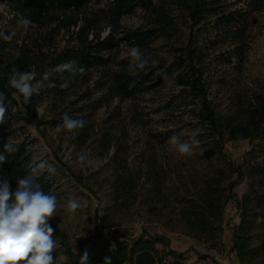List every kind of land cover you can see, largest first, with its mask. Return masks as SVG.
Wrapping results in <instances>:
<instances>
[{
  "label": "trees",
  "instance_id": "16d2710c",
  "mask_svg": "<svg viewBox=\"0 0 264 264\" xmlns=\"http://www.w3.org/2000/svg\"><path fill=\"white\" fill-rule=\"evenodd\" d=\"M8 1L14 13L10 26L3 29L6 33L15 27L17 14L40 25V28L29 29L27 34L17 32L10 42L0 39V91L5 92L11 101L6 121L0 124V152L7 157L0 175L7 176L12 180V187H15V178L28 174L35 167L31 165L30 142L27 139L14 142L17 123L21 120L25 125L33 124L38 129L40 125L49 124L55 129L62 123L64 115L84 119L85 126L75 130H82L84 136L80 137L85 140L90 135L86 126L95 111L111 105L115 99L125 100L141 95L153 86L149 84L152 83V71L148 66L138 70L135 75L129 74L128 58L117 60L111 52L118 49L122 40L132 46H139L141 50L147 48L159 37V31L175 28V19L156 6L154 0H113L106 4V9L92 11L84 8L93 0ZM164 1L182 8L189 21L183 50L188 69L179 72L176 77L181 85L187 86L199 99L200 110L196 117L199 129L208 139L204 144L223 159L222 163H206L199 187L194 184L192 193L177 197L173 213L189 236L204 242H218L224 231V209L236 196L234 186L247 178V190L235 200L239 209V223L231 228V249L239 264H264V147L261 161H257L253 151L248 152L241 163L231 161L223 152V145L227 141L248 140L253 144L256 139H264V89L261 94L249 99L233 95L227 111L219 113L214 101L208 98L213 78L208 79L204 75L205 56L198 46V40L205 35L209 38L206 41L208 49L233 45L228 53L239 54L249 23L248 15L264 10V0H245L244 8L234 9V4H228L226 0ZM135 6H141L144 14L150 16L152 26L120 30L121 17ZM46 21L49 22L48 27ZM104 22L109 29L105 35H101ZM71 27L76 29L70 30ZM61 29H66L67 45L55 54L50 51V45ZM69 60L74 61L77 67L85 68V71L54 74L56 86L34 95L28 103H24L19 95H16V100L12 94L14 90L8 87L14 67L30 70L33 66L39 78L47 68ZM65 82L69 86L62 88ZM43 98L48 100L47 120H42L37 111ZM5 142L14 144L16 151L5 152ZM111 142L112 136L107 130L102 134L101 145L108 149ZM59 164L64 167L62 162ZM157 176L152 175L154 178ZM42 179L38 176V182L45 189ZM121 182L127 188L130 186L128 189L134 188L132 174H128ZM141 184H148V179ZM99 223L102 228L109 230V235L103 237L101 231L97 230L85 238L80 253H73L64 233L51 224L63 246V253L67 255V260H71L67 264H80L85 251L88 254L85 264H104L105 257L111 258V264H171L166 255L176 254L173 250L167 253L160 247L165 240L163 236L142 232L137 236L118 237V224L109 218L108 213L102 216ZM52 255L56 259V253Z\"/></svg>",
  "mask_w": 264,
  "mask_h": 264
},
{
  "label": "rangeland",
  "instance_id": "374dc122",
  "mask_svg": "<svg viewBox=\"0 0 264 264\" xmlns=\"http://www.w3.org/2000/svg\"><path fill=\"white\" fill-rule=\"evenodd\" d=\"M109 1L113 0H93L84 9H106ZM226 1L234 4L233 9L245 7V0ZM153 3L173 15L175 28L159 31V37L142 50L149 58L147 66L152 71V83L149 84L153 86L148 91L125 100L115 99L111 105L95 111L86 126L90 135L85 140L80 137L84 136L82 130L57 132L49 124L40 125L38 129L20 120L16 125L18 130L14 142L27 139L32 152L31 165L45 166L38 168L44 191L56 195L60 202L57 216L51 218L50 223L64 233L73 253L82 252L85 238L97 230L103 237L109 235V230L99 223L108 213L109 218L118 224V237L137 236L142 232L163 236L165 240L160 247L167 253L169 250L176 252L166 255L171 264H239L231 249V228L239 223L235 200L247 190V178L234 186L236 196L224 209V231L218 242H204L189 236L172 210L177 197L192 193L194 184L199 187L206 163H222L223 159L204 144L208 139L202 129L197 136L201 143L190 156H181L168 143L174 134L188 139L193 130L199 129L196 114L200 105L199 99L176 77L188 69L183 53L189 31L186 13L169 1L154 0ZM13 13L9 1L0 0L3 29L10 26ZM248 21L239 54L228 53L233 45L208 49L206 41L209 38L205 35L198 40L205 56L204 75L208 79L213 78L208 98L214 101L219 113L227 111L233 95L249 99L264 89V10L250 13ZM105 23L102 24L101 35L109 29ZM48 25L46 21V27ZM151 26L150 16L144 14L141 6H135L120 19V30ZM67 40L66 29H61L52 41L50 51L58 53L66 47ZM130 47L131 43L122 40L111 54L119 60L127 57ZM25 70L28 69H21ZM30 70L36 71L33 66ZM47 104L48 100L43 98L37 108L42 120L49 116ZM107 130L111 133L112 142L105 149L101 145V137ZM263 143L264 139H256L253 144L248 140L227 141L223 152L231 161L241 163L247 153L253 151L257 161H261ZM81 149L90 153L91 163L85 169L79 168L76 162V154ZM49 166L54 171H49ZM128 174H132V189L121 182ZM154 174L158 175L157 178L152 177ZM146 178L148 184L142 185ZM69 195L78 197L81 207L75 211L63 207ZM54 239L59 244L54 251L57 264H67L71 260H67L63 253L56 232Z\"/></svg>",
  "mask_w": 264,
  "mask_h": 264
},
{
  "label": "clouds",
  "instance_id": "9594fccd",
  "mask_svg": "<svg viewBox=\"0 0 264 264\" xmlns=\"http://www.w3.org/2000/svg\"><path fill=\"white\" fill-rule=\"evenodd\" d=\"M0 23V39L6 42L12 41L17 32L27 34L29 29L38 27L30 18L17 14V22L10 32L3 30ZM129 63L127 71L135 75L138 70L144 69L149 64V58L139 46H132L127 51ZM65 71H79L83 73L85 68L77 67L74 61H67L47 68L38 78V73L32 70L21 71L19 67L12 69L8 79V87L13 91V96L19 95L24 103L30 102L34 95L41 91L55 87L54 74H63ZM67 82L61 85L67 88ZM11 101L5 92L0 91V124L5 123L8 104ZM86 124L84 119H73L67 115L62 117V123L55 131L82 129ZM201 130H193L188 139H182L181 135H172L168 143L181 156H190L194 149L200 145L197 136ZM5 152L12 153L16 147L11 142L3 144ZM7 157L0 152V170ZM76 162L81 169H85L90 163V153L81 149L76 154ZM43 164L33 167L31 171L15 178V188L12 180L0 175V264H57V259L52 253L59 248L57 239H54L55 229L50 219L57 216L60 202L56 195L44 191L38 182V168H44ZM49 171H54L50 166ZM65 209L75 211L81 207L78 197L69 195L63 204ZM88 254L85 251L80 264H85ZM104 264H111V258L105 257Z\"/></svg>",
  "mask_w": 264,
  "mask_h": 264
}]
</instances>
